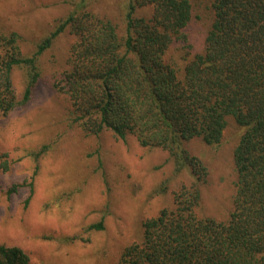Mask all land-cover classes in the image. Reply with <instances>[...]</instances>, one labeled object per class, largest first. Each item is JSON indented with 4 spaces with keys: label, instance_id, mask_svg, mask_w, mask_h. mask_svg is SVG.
I'll use <instances>...</instances> for the list:
<instances>
[{
    "label": "trees",
    "instance_id": "16d2710c",
    "mask_svg": "<svg viewBox=\"0 0 264 264\" xmlns=\"http://www.w3.org/2000/svg\"><path fill=\"white\" fill-rule=\"evenodd\" d=\"M148 6L152 17L136 16ZM212 9L205 48L185 56L183 69L165 57L175 42L188 43L191 0H129L122 37L83 0L32 57L22 55L16 33L0 34V116L28 104L39 81L38 56L68 30L76 42L54 88L69 98L73 124L166 150L176 172L190 178L174 192L172 207L143 222L141 241L117 264H264V0H213ZM22 67L28 86L19 100L12 72ZM229 117L242 128L234 151L237 191L228 219L217 221L197 214L209 171L185 143L219 146ZM92 229L103 230L104 219ZM0 264L29 258L0 245Z\"/></svg>",
    "mask_w": 264,
    "mask_h": 264
},
{
    "label": "rangeland",
    "instance_id": "374dc122",
    "mask_svg": "<svg viewBox=\"0 0 264 264\" xmlns=\"http://www.w3.org/2000/svg\"><path fill=\"white\" fill-rule=\"evenodd\" d=\"M83 0H0V34L16 33L24 57ZM86 10L117 25L125 35L129 0H85ZM213 0H191L194 18L187 45L175 42L166 62L183 69L202 53L214 19ZM153 7L136 16L150 18ZM76 37L68 30L36 61L39 81L28 104L0 116V245L17 246L29 264H117L124 250L140 242L142 224L174 203V192L189 183L168 151L146 148L134 136L93 134L73 124L69 98L54 88L69 68ZM190 56V57H189ZM17 98L28 86V69L16 68ZM242 128L232 118L217 147L201 139L185 143L209 171L197 214L226 221L236 194L234 151ZM46 146L47 149L42 151ZM104 219V229H92Z\"/></svg>",
    "mask_w": 264,
    "mask_h": 264
}]
</instances>
